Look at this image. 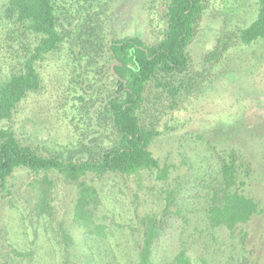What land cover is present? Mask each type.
Listing matches in <instances>:
<instances>
[{
  "label": "rangeland",
  "instance_id": "obj_1",
  "mask_svg": "<svg viewBox=\"0 0 264 264\" xmlns=\"http://www.w3.org/2000/svg\"><path fill=\"white\" fill-rule=\"evenodd\" d=\"M8 1L0 0V74L7 71L5 55L10 51L2 20ZM93 1L94 7L111 6L103 15L114 16L111 30L117 36L137 35L149 43L163 36L164 19L148 6L164 0ZM258 1L205 0L189 46L192 87L175 104L161 90H151L146 120L159 133L150 149L161 165L168 166V181L158 180L156 171L149 169L132 175L113 173L104 180L85 176L99 190L96 219L108 231L107 237L94 238L72 219L75 183L56 171L18 170L0 198V260L12 258L13 249L19 248L32 250L33 264H58L55 224L42 225L36 242L28 226V210L36 200L31 184L48 175L55 182L53 195L65 226L74 237L71 264H137L144 230L141 218L161 212L165 190L174 187L177 196L171 210L179 209L180 214L169 218L155 243L156 264H175L182 250L193 264H264V38L250 44L232 41L238 29L256 19ZM84 14L82 10L80 15ZM40 71L42 89L28 94L13 120H0V127H13L24 144L41 154L86 157L81 144L110 132L94 117L98 94L85 92L94 70L80 68L65 48L43 60ZM232 151L239 158L238 187L259 205V211L234 230L212 227L207 212L211 192L221 179L222 158Z\"/></svg>",
  "mask_w": 264,
  "mask_h": 264
},
{
  "label": "trees",
  "instance_id": "obj_2",
  "mask_svg": "<svg viewBox=\"0 0 264 264\" xmlns=\"http://www.w3.org/2000/svg\"><path fill=\"white\" fill-rule=\"evenodd\" d=\"M130 0H127L129 2ZM153 1V0H152ZM205 0H164L152 2L164 19L163 36L149 43L142 37L117 36L112 32L113 15L93 0H9L2 20L6 32L4 42L10 48L5 55L7 71L0 74V120H13L21 102L43 87L40 65L47 57L69 49L70 59L80 68L94 70L92 82L85 92L98 94L93 112L99 126L110 132L102 139L81 144L86 157L44 155L24 144L11 126L0 127V198L9 190L14 174L21 169L32 172L56 171L77 185L73 221L88 236L105 238V224L96 219L95 210L101 202L98 188L84 178L93 174L104 180L110 174H137L142 170L156 171V177L167 182L168 166L161 165L150 146L159 133L146 120L151 90L155 87L171 98L173 104L192 87L194 73L189 46L196 36ZM256 19L238 29L232 41L250 44L264 38V0H259ZM159 5L158 7H156ZM84 10L85 14L80 15ZM76 12L77 14H75ZM70 13V15H69ZM218 55L214 56L216 58ZM95 67V68H94ZM86 100L85 97H81ZM103 134V133H102ZM239 158L235 151L222 158L218 185L211 192L208 217L212 227L224 226L234 230L250 220L259 205L238 187ZM35 203L28 210V226L37 241L41 226H56L58 264H71L74 237L66 228L57 200L53 195L54 180L45 175L31 184ZM177 188H167L161 212L141 218L143 234L140 239L137 264H156L154 247L168 220L179 215L171 210ZM13 257L0 264H33L32 250L13 249ZM175 264H193L185 250L180 251Z\"/></svg>",
  "mask_w": 264,
  "mask_h": 264
}]
</instances>
